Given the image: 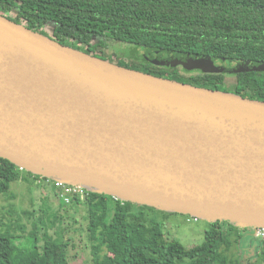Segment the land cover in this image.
Segmentation results:
<instances>
[{
    "label": "water",
    "instance_id": "water-1",
    "mask_svg": "<svg viewBox=\"0 0 264 264\" xmlns=\"http://www.w3.org/2000/svg\"><path fill=\"white\" fill-rule=\"evenodd\" d=\"M184 63L258 68L198 55ZM0 159L124 202L264 228V102L120 67L1 15Z\"/></svg>",
    "mask_w": 264,
    "mask_h": 264
},
{
    "label": "trees",
    "instance_id": "trees-1",
    "mask_svg": "<svg viewBox=\"0 0 264 264\" xmlns=\"http://www.w3.org/2000/svg\"><path fill=\"white\" fill-rule=\"evenodd\" d=\"M15 7L17 12L12 17ZM0 15L44 36L48 33L47 24L54 23L46 37L102 60L98 49L104 53L116 47L125 53L121 46H129L157 52L170 60L176 55L184 59L198 55L254 62L258 64L255 70L223 73H182L180 68L186 67L184 59L175 66L161 60L155 64L142 57L114 64L264 102V0H0ZM261 64L263 68L259 67ZM227 75L235 82L231 91L225 89ZM19 180L29 185L36 180L47 181L0 159V195L10 183ZM49 182L57 190L54 195L62 208H91L94 229L109 235L110 255L103 253L105 242L100 239L92 244L93 264H214L219 250L222 263L218 260L217 264H242L229 259L226 253L237 239L247 235L258 241L259 256L264 261L263 242L253 237L250 228L240 229L225 221L209 223L203 243L186 249L165 238L160 214L167 213L93 191L84 192L82 197L75 193L61 197L59 189ZM242 231L246 232L245 237ZM70 246L63 240L40 246L35 234L28 236L26 244L15 245L11 238L0 235V264H69Z\"/></svg>",
    "mask_w": 264,
    "mask_h": 264
},
{
    "label": "rangeland",
    "instance_id": "rangeland-1",
    "mask_svg": "<svg viewBox=\"0 0 264 264\" xmlns=\"http://www.w3.org/2000/svg\"><path fill=\"white\" fill-rule=\"evenodd\" d=\"M16 12L17 8L15 7L11 16H15ZM54 26V23L49 22L46 31L49 33ZM48 33L46 36H49ZM121 48L120 50L125 53H121L116 47H111L104 53L98 49L97 54H101L106 61H112V64L117 61H126L131 57H142L155 64H160L161 60L165 65H171L169 57H163L157 52L130 48L129 46H121ZM180 70L182 73L191 71L184 66ZM230 77L227 75L225 78V89L231 91L235 82ZM53 187L51 183L46 184L42 180L33 181L30 185L21 180L10 183L8 190L0 195V235L11 238L15 245L26 244L28 236L31 234L36 235L40 246L45 242L68 241L71 245L69 247V264H93L92 244L99 243L102 238L105 242L102 248L103 253L110 255L109 235L94 229L91 208L82 205L62 208L54 195L57 190ZM164 213L167 214H160V218L164 222L163 230L167 240L177 241L186 249L203 243L209 222L180 213ZM13 227H15L14 233ZM13 234L18 239H14ZM241 234L244 237L247 235L245 231H242ZM248 237L247 235L245 239L243 236L237 239L226 256L242 264H264L259 256L258 241L250 239L252 236ZM218 255L221 256L220 250L215 255L214 264H217L218 260H221L222 263V258L219 259ZM175 264L181 263L176 262Z\"/></svg>",
    "mask_w": 264,
    "mask_h": 264
},
{
    "label": "built area",
    "instance_id": "built-area-1",
    "mask_svg": "<svg viewBox=\"0 0 264 264\" xmlns=\"http://www.w3.org/2000/svg\"><path fill=\"white\" fill-rule=\"evenodd\" d=\"M44 179L47 180L46 184L50 183L49 181H52V183L61 192V194H60L61 197H65L66 193H75V194H78V195H80L82 197L84 195V192H89V191H87V190H85L83 188H80V187H77V186H73V185H68V184H65L64 182H61V181H54V180L48 179V178H44ZM252 235L256 239L262 241L263 245H264V228H259V229H256V230H252Z\"/></svg>",
    "mask_w": 264,
    "mask_h": 264
}]
</instances>
